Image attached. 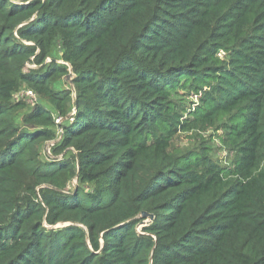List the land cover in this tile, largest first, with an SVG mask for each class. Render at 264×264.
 Returning <instances> with one entry per match:
<instances>
[{"label":"trees","instance_id":"16d2710c","mask_svg":"<svg viewBox=\"0 0 264 264\" xmlns=\"http://www.w3.org/2000/svg\"><path fill=\"white\" fill-rule=\"evenodd\" d=\"M0 264H264V0H0Z\"/></svg>","mask_w":264,"mask_h":264},{"label":"rangeland","instance_id":"374dc122","mask_svg":"<svg viewBox=\"0 0 264 264\" xmlns=\"http://www.w3.org/2000/svg\"><path fill=\"white\" fill-rule=\"evenodd\" d=\"M60 56V50L59 46H56L55 49L52 51V54L49 58L46 59V63L51 62V60H55L57 63L63 64L61 60H59ZM30 65V64H29ZM33 65V64H31ZM36 66V65H35ZM36 68V67H34ZM28 67L26 68V71H28ZM71 73V70H69ZM55 87L58 89H62L67 87L68 84L65 83L63 80L57 82L55 84ZM27 89V87L23 86L21 90ZM17 98V99H16ZM14 99L16 100H23L19 95L16 96ZM172 99L176 103L184 104L187 107L191 106V102H197L198 99L196 96H192L188 94V91L185 90H179L177 95H173ZM25 103L26 101L23 100ZM37 103H40L38 100ZM29 107H33L29 105V103H26ZM47 107H50L48 104H45ZM224 131L218 130L216 127H208V128H194L189 131H186L184 133L177 134V137L174 140V146L179 149L181 152H199L201 150H207L208 155L214 160L215 162H218L220 165H229L233 158L234 153L228 149L222 142L224 139ZM55 144L54 141L47 142L42 150L43 157H51V147H53ZM59 156L58 158H60ZM76 182L74 181L72 185L67 187V190H70L72 186H75ZM141 224L138 226V229L142 227Z\"/></svg>","mask_w":264,"mask_h":264},{"label":"built area","instance_id":"2783aa9c","mask_svg":"<svg viewBox=\"0 0 264 264\" xmlns=\"http://www.w3.org/2000/svg\"><path fill=\"white\" fill-rule=\"evenodd\" d=\"M46 62V60H45ZM30 63H27L26 64V68L28 67L29 69L30 68H34L36 67L34 64L33 65H29ZM20 96L23 100L26 101V103H29V105L31 106H34L37 102H38V98L36 96V94L32 91V90H28V89H23V90H20L19 92L15 93L14 94V99L16 98V96ZM17 99V98H16ZM16 101H19V100H16Z\"/></svg>","mask_w":264,"mask_h":264},{"label":"water","instance_id":"95a60500","mask_svg":"<svg viewBox=\"0 0 264 264\" xmlns=\"http://www.w3.org/2000/svg\"><path fill=\"white\" fill-rule=\"evenodd\" d=\"M74 77L75 76L72 73H68L63 78V81L68 84V86H69V88L73 94V99H75V87H74V83H73ZM141 217L146 219L142 224H147L153 220V215L145 213V212H143L141 214Z\"/></svg>","mask_w":264,"mask_h":264}]
</instances>
